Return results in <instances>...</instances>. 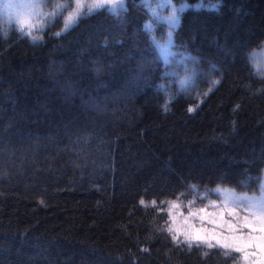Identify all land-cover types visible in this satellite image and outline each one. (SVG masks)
<instances>
[{
	"label": "trees",
	"instance_id": "obj_1",
	"mask_svg": "<svg viewBox=\"0 0 264 264\" xmlns=\"http://www.w3.org/2000/svg\"><path fill=\"white\" fill-rule=\"evenodd\" d=\"M219 1L181 13L167 64L141 0L39 40L0 27V264H232L141 204L264 171V0Z\"/></svg>",
	"mask_w": 264,
	"mask_h": 264
},
{
	"label": "rangeland",
	"instance_id": "obj_2",
	"mask_svg": "<svg viewBox=\"0 0 264 264\" xmlns=\"http://www.w3.org/2000/svg\"><path fill=\"white\" fill-rule=\"evenodd\" d=\"M141 3L150 16L144 26L167 64L173 55L174 32L181 13L186 9H217L220 1L141 0ZM124 5L125 0H0V27L5 31L12 24L32 40H39L48 28L56 26L58 35L81 16L101 8L117 13ZM158 25L164 26V32H157ZM185 58L181 54V59ZM249 63L256 75L264 76V41L250 52ZM192 192L188 199L180 196L161 201L162 205L155 204L167 213L166 228L172 238L185 245L233 252L232 264H264V171L253 190L218 184L208 189L192 186ZM153 201L144 203L153 205ZM172 204L177 207L172 208Z\"/></svg>",
	"mask_w": 264,
	"mask_h": 264
},
{
	"label": "snow or ice",
	"instance_id": "obj_3",
	"mask_svg": "<svg viewBox=\"0 0 264 264\" xmlns=\"http://www.w3.org/2000/svg\"><path fill=\"white\" fill-rule=\"evenodd\" d=\"M181 83H183V81H181ZM162 87H163V86H161V88H162ZM165 110H167V109H165ZM191 111H192V109L190 108V109H189V112H191ZM143 203H144V201L142 200V201H141V204H143ZM152 203H153V205L155 206L156 202L153 201ZM162 204H163V202H161V205H162ZM171 207H172V208H175V207H177V205H176V204H172ZM158 211H164V209L161 207V208L158 209ZM201 211H204V210L201 209ZM213 223H216V222L213 221Z\"/></svg>",
	"mask_w": 264,
	"mask_h": 264
}]
</instances>
